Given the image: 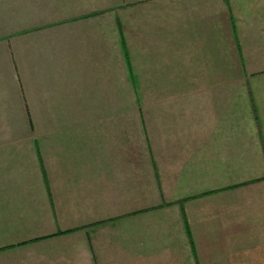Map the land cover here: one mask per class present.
I'll list each match as a JSON object with an SVG mask.
<instances>
[{
	"label": "crops",
	"instance_id": "1",
	"mask_svg": "<svg viewBox=\"0 0 264 264\" xmlns=\"http://www.w3.org/2000/svg\"><path fill=\"white\" fill-rule=\"evenodd\" d=\"M0 264H264V0H0Z\"/></svg>",
	"mask_w": 264,
	"mask_h": 264
},
{
	"label": "rangeland",
	"instance_id": "2",
	"mask_svg": "<svg viewBox=\"0 0 264 264\" xmlns=\"http://www.w3.org/2000/svg\"><path fill=\"white\" fill-rule=\"evenodd\" d=\"M130 109H132V105H131V108ZM142 109H145V103L143 104V108Z\"/></svg>",
	"mask_w": 264,
	"mask_h": 264
}]
</instances>
